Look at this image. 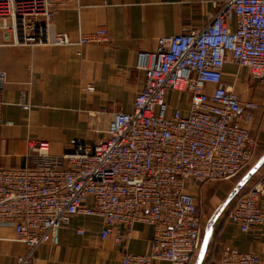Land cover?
I'll list each match as a JSON object with an SVG mask.
<instances>
[{
	"label": "built area",
	"instance_id": "1",
	"mask_svg": "<svg viewBox=\"0 0 264 264\" xmlns=\"http://www.w3.org/2000/svg\"><path fill=\"white\" fill-rule=\"evenodd\" d=\"M52 1L0 0V28L15 44H69L52 30ZM213 4L201 27L159 37L154 50L138 53L144 80L132 110L96 111L92 144L72 139L55 156L47 141L28 139L27 163L0 168V221L11 222L25 245L17 264H30L41 244H57L60 228L77 215L98 217L100 239L112 237L115 245L134 223L152 227L149 252H123L118 264L194 263L204 227L189 185L233 178L254 157L250 125L261 104L225 85V63L264 86V0ZM107 40L98 26L79 33L76 43ZM5 82L0 70V89ZM169 92L178 99L170 102ZM263 197L258 181L235 199L228 221L264 236ZM210 264H264V255L233 248Z\"/></svg>",
	"mask_w": 264,
	"mask_h": 264
},
{
	"label": "crops",
	"instance_id": "2",
	"mask_svg": "<svg viewBox=\"0 0 264 264\" xmlns=\"http://www.w3.org/2000/svg\"><path fill=\"white\" fill-rule=\"evenodd\" d=\"M216 1L53 0L52 30L62 33L67 45L15 44L0 28V70L6 72L0 89V168L27 163L28 139L47 141L50 154L55 156L62 155L72 139L92 144L97 137L92 130L96 111L103 107L108 111L132 110L144 80V72L136 68L138 53L154 50L159 37L201 27ZM98 26L107 29V41L76 43L79 33ZM223 78L241 99H253L261 106L250 125L254 157L243 174L234 184L204 185L205 189L214 188V200L222 198L212 216V228L238 194H245L258 181L264 182V93L258 84L250 83L245 70L230 62L223 67ZM173 95L169 92L167 99ZM180 107L186 111L185 104L180 103ZM226 184L231 186L227 193ZM200 187L203 189L189 185V192L196 197ZM260 202L264 204V197ZM220 222L216 257L226 256L233 248L264 255L262 231L253 228L242 232L227 216ZM101 227L98 217H72L60 228L58 243L41 244L30 264H118L123 252L143 254L150 250L152 227L148 224L134 223L118 245L112 237L100 239ZM77 229L83 232L78 234ZM117 229L124 232L125 227L121 224ZM15 236L12 223L0 221V264H17V257L25 252L24 243Z\"/></svg>",
	"mask_w": 264,
	"mask_h": 264
},
{
	"label": "rangeland",
	"instance_id": "3",
	"mask_svg": "<svg viewBox=\"0 0 264 264\" xmlns=\"http://www.w3.org/2000/svg\"><path fill=\"white\" fill-rule=\"evenodd\" d=\"M258 87V90L260 92H263L264 93V86L261 85V84H258L257 85ZM174 96V97H173ZM171 98H170V102L171 101H176L178 99V95H173ZM183 103V101H182ZM181 103V104H182ZM261 113L262 115H264V101L262 103V108H261ZM244 170V169H243ZM243 170H241L242 172H240L239 174H237L235 177L233 178H230V179H227V180H216V181H208L200 186L203 187V189L198 188L199 190L197 191V200L201 206V213H202V226L204 227V231L205 229L207 228V225L211 222V219H212V216L215 215V212L222 200V198L219 200H214L211 195L213 194L214 192V188L212 189H205L206 185H209V184H224V183H228L230 181H232V184H234L239 176H241V174H243ZM205 185V187H204ZM228 185V184H226ZM231 189V186H227L226 190L224 192H228L229 190ZM239 195V194H238ZM238 195L236 197H238ZM224 196V195H223ZM235 201V199H233L229 204L228 206L226 207V210H224L223 212L220 213V216L218 217V220L214 223L213 225V228H212V236H211V241H210V245L208 247V250L206 251V256H205V259L204 261L202 262V264H210L216 260H218L219 258L216 257V254H217V234H218V225L221 223L220 221H222V219H224L226 217V214H227V211L228 209L231 207V205L233 204V202ZM221 219V220H220ZM203 231V232H204ZM215 254H213V253ZM214 255V256H213ZM215 259V260H214ZM214 260V261H212ZM195 261V260H194ZM212 261V262H211Z\"/></svg>",
	"mask_w": 264,
	"mask_h": 264
},
{
	"label": "water",
	"instance_id": "4",
	"mask_svg": "<svg viewBox=\"0 0 264 264\" xmlns=\"http://www.w3.org/2000/svg\"><path fill=\"white\" fill-rule=\"evenodd\" d=\"M228 201H229V198L227 199L225 204H227ZM211 234H212V221L207 225V228L203 233L201 243H200V247H199V250H198L197 255H196V259H195L193 264H201L202 263V260L205 256L206 248H207V245L209 243V239H210Z\"/></svg>",
	"mask_w": 264,
	"mask_h": 264
},
{
	"label": "trees",
	"instance_id": "5",
	"mask_svg": "<svg viewBox=\"0 0 264 264\" xmlns=\"http://www.w3.org/2000/svg\"><path fill=\"white\" fill-rule=\"evenodd\" d=\"M232 206V205H231ZM208 247H209V243L207 245V248H206V251L208 250ZM205 258H203L202 262L204 261ZM202 264V263H201Z\"/></svg>",
	"mask_w": 264,
	"mask_h": 264
}]
</instances>
